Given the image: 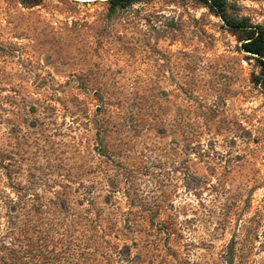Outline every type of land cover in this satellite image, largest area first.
<instances>
[{
	"label": "rangeland",
	"instance_id": "rangeland-1",
	"mask_svg": "<svg viewBox=\"0 0 264 264\" xmlns=\"http://www.w3.org/2000/svg\"><path fill=\"white\" fill-rule=\"evenodd\" d=\"M230 2L264 24V0ZM258 72L193 0L114 13L107 0H0V248L11 201L92 186L139 253L127 264H227L233 239L234 264H264Z\"/></svg>",
	"mask_w": 264,
	"mask_h": 264
},
{
	"label": "trees",
	"instance_id": "trees-1",
	"mask_svg": "<svg viewBox=\"0 0 264 264\" xmlns=\"http://www.w3.org/2000/svg\"><path fill=\"white\" fill-rule=\"evenodd\" d=\"M42 1L20 0L26 7L40 5ZM107 1L110 12L114 13L118 9L151 0ZM193 1L219 16L229 32L241 42V49L256 59L259 72L254 74L253 81L264 88V24L253 23L248 16L234 14L230 0ZM112 187L116 186L112 183ZM33 190L34 198L31 201L26 202L20 198L8 205V229L13 242H7L3 237L0 264L8 262L6 250L13 255L16 264H49L56 260L63 264H127L140 261L139 253L132 255L131 244L119 242L125 226L117 214L109 213L106 209L105 205L110 203L111 195L100 202L94 195L92 186L86 187L82 195L75 197H72L71 190L53 192L51 197H46L45 192L41 193L35 188ZM77 191L80 193V188L74 192ZM125 221L131 228H134L135 224L138 228L142 223L131 219ZM150 221L155 224V219ZM30 237L34 239L27 242ZM235 246L233 239L226 254L227 264H234ZM56 251L59 254H49ZM24 257L28 258L27 262H22Z\"/></svg>",
	"mask_w": 264,
	"mask_h": 264
}]
</instances>
